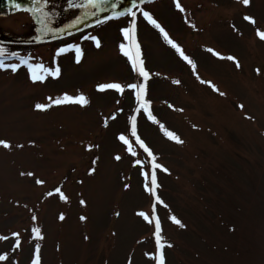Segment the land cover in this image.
<instances>
[{
    "label": "rangeland",
    "instance_id": "1",
    "mask_svg": "<svg viewBox=\"0 0 264 264\" xmlns=\"http://www.w3.org/2000/svg\"><path fill=\"white\" fill-rule=\"evenodd\" d=\"M65 1L61 21L76 12L70 7L76 0ZM178 2L183 12L173 0L130 10L145 69L155 74L147 100L156 125L135 113L132 93L96 91L103 84L127 88L142 82L119 52L120 44H127L121 33L131 27L130 16L45 44L0 42L3 54L29 56L34 67L60 68L59 79L49 77L43 84H32L27 68L17 61L4 63L17 65V73L0 71V141L12 145L0 148V236L7 237L0 240V256L8 257L0 264H32L37 245L40 264H156L150 259L156 255L154 228L136 216L138 211L152 215L154 201L144 193L141 175L150 173L151 161L134 138L130 143L136 156H129L116 139L129 136L132 116L137 117L138 136L167 170H156V194L162 201L156 216L163 242L173 245L164 249L166 264H264V41L256 35L264 32V0H250L247 8L242 0ZM62 7H55L61 15ZM145 11L195 63V74L143 19ZM30 28L27 14L0 17V32L12 38H27ZM85 35L98 38L101 47L96 49ZM70 46L82 49L79 65L74 53L55 56ZM205 49L234 57L240 68ZM207 82L224 95L212 92ZM65 94L84 95L90 103L86 108L34 110L48 104L49 97ZM160 124L183 143L166 138ZM117 155L119 163L113 159ZM137 162L145 167H133ZM93 166L95 174L89 176ZM21 172L33 176L21 177ZM56 188L67 196V204L55 195L45 198ZM172 217L180 224H173ZM33 227L41 229L44 240L32 239ZM14 233L20 234V249L14 247Z\"/></svg>",
    "mask_w": 264,
    "mask_h": 264
},
{
    "label": "snow or ice",
    "instance_id": "2",
    "mask_svg": "<svg viewBox=\"0 0 264 264\" xmlns=\"http://www.w3.org/2000/svg\"><path fill=\"white\" fill-rule=\"evenodd\" d=\"M7 2H9L11 4V7L15 8L17 11H23V12H29V9L27 8H22L19 4L15 3L14 0H7ZM88 5H90L91 7L95 8L97 6V3H101V4H107L109 2V0H87ZM122 0H116V3L119 4L121 3ZM155 0H148V3H154ZM237 3H240L241 0H236ZM35 4H40L41 0H34ZM242 3L244 5V7H249L250 6V0H242ZM173 4L176 6V9L180 12H183V8L180 6L178 0H173ZM46 6V5H45ZM71 6H75L77 8L80 7L79 4H75ZM35 11V10H33ZM122 15H128L131 17L133 23L131 25L130 28L128 29H124L122 30V36L124 37L125 41L127 42V44H120L119 46V52L120 55H122L123 57L126 58L127 62L129 63L130 67H131V71L137 76L139 77L142 82L141 83H132L130 85L127 86V88H125L124 86H122L119 83H109V84H103L100 85L96 88V91L98 93H105L108 91H112L115 92L121 96L124 95L125 91H128L130 93L133 94L134 97V101H135V113L137 114H142L144 117L147 118V120L152 123L153 125L158 124L159 122L157 121V119L153 116L152 110H151V103L147 100V96H148V82L150 81V79L152 78V74L150 75L148 71H146L145 66H144V60L142 57V52H141V48L140 45L136 39V16L134 13H132L131 11L127 12V13H121ZM119 16H114V17H110V19H118ZM143 19L153 28L155 29L157 32H159L160 36L163 38V41L171 48L175 51V53L179 56L180 60H182L185 64H187L191 70L193 71V73H196V65L195 63L188 57L185 55L184 51L182 50L181 47H179L176 43L173 42L172 39H170L169 35L167 34V32L161 27V25L155 20L153 19V17L148 13V12H143ZM243 19L250 25L255 26V20L245 16L243 17ZM189 27H192L195 30V26L189 24ZM256 35L259 37V39L261 41H264V32H257ZM84 40H89L91 39L92 43L94 44V46L96 47V49H99L101 47V43L99 41L98 38L96 37H89L87 35H85L83 37ZM206 52H210L211 55L213 57H215L218 60H228L231 61L237 69L240 68V64L239 62L232 56H222L219 55L217 52H215L212 49H205ZM66 53H74V63L76 65H79L82 61L83 58V52L82 49L80 47H76V46H70V47H66V48H60L56 53L55 56L56 57H60L62 55H65ZM3 55V49H0V56ZM16 59H19V57H15ZM21 65H23L24 67L27 68L28 71V79L31 81L32 84H43L45 83L47 78H51L53 80L59 79L60 78V68L56 67L54 70H49V69H45L42 65L41 66H37L34 67L32 64H30L27 60H22L21 61ZM11 71V73L15 74L19 71V67L15 64L11 65L10 68L9 67H5V64L2 60H0V71ZM257 74H259V71L257 72ZM196 79L201 83V84H205L206 82L204 80H201L200 77L197 75ZM173 84L178 85L179 81H172ZM207 87L210 88L212 90V92L217 93L221 96L224 95V93L219 92V90L210 82H207ZM48 104L46 105H41V104H37L34 108L35 111L37 112H47L50 108L52 107H64V106H78L79 108H86L89 105V100L87 97H85L84 95H78V96H69L67 94L58 97L56 99H52L51 97L48 98ZM169 107H171V105H169ZM241 109L243 108V106H239ZM174 111L176 109H173ZM116 115L111 116L112 120H116ZM250 119V117H249ZM129 136H125L123 134L119 135L116 137V139L119 141L120 144L124 145L127 153L129 156H136V152L133 151L132 149V144L130 143V139L134 138L135 139V143L139 146L140 149L143 150V153H145L147 155V158L151 161V171L150 173L148 172H141V175L144 178V186H143V191L144 193L150 198L151 201H154V203L152 204L151 207V212L152 215L149 216L148 214H146L143 211H138L136 213V216L139 217L145 224H147L148 226L154 228L153 231V239L155 241V251H156V255L153 257H150V259L156 261V264H166L165 261V256H164V249L165 248H172L173 245L172 244H166L163 242L162 240V228H161V224L159 221V218L156 216V205H162V201L157 197L156 194V190L159 187L158 183H157V175H156V170L159 169L161 172H166L167 170L164 169L162 166H160L159 164L156 163V157L153 155V153L151 152V150L145 145V143L140 139V137L138 136L137 133V117L136 116H132L129 120ZM105 128L108 127L107 121H105L104 125ZM160 130L163 132L164 136L166 138H168L171 141H174L176 144H182L183 141H181L177 136H175L173 133L166 131L164 129V126L162 124L159 125ZM18 147L23 148L24 145H19ZM0 148L3 149H11L12 145L4 142V141H0ZM87 151H92L91 148H88ZM113 159L119 163L122 159L121 156L117 155L115 157H113ZM133 167H139V168H144L145 165L141 164L139 162H137L136 164H133ZM89 176H92L95 174V167L93 166L89 172L87 173ZM21 177H24L25 175H27L28 177H32L33 173L29 172V173H20ZM80 183H83L82 181H79ZM36 185L43 187V182L41 180H36L35 181ZM125 191L128 190V187L126 186ZM58 196L60 201L67 204L68 198L67 196L61 191L60 188H56L54 192H49L47 194V196L45 197L46 199L52 196ZM80 204L82 207L86 206L85 202L83 200L80 201ZM117 217L119 216V213L116 214ZM61 222H63L65 220V216L64 215H60L58 218ZM81 221H85L86 217H80ZM37 222V217L36 216H32V223L33 225H35ZM171 222L173 224L179 225L180 222L175 219L174 217L171 218ZM182 227V225H180ZM31 235H32V239L35 241H42L44 240V236L41 234V229L39 227H33L31 230ZM113 235H115V233H113ZM7 239V237H2L0 236V240H5ZM12 239L15 241V245L14 247L16 249H20L21 247V241H20V234L19 233H14L12 236ZM85 240H87V237H85ZM40 247L39 245H37L35 247V252H34V259L32 261V264H40ZM8 257L7 256H0V262L3 261H7Z\"/></svg>",
    "mask_w": 264,
    "mask_h": 264
},
{
    "label": "water",
    "instance_id": "3",
    "mask_svg": "<svg viewBox=\"0 0 264 264\" xmlns=\"http://www.w3.org/2000/svg\"><path fill=\"white\" fill-rule=\"evenodd\" d=\"M144 1L146 2L148 0H122L119 4L116 3V0H109L107 4H101L98 2L97 6L93 8L88 5L87 0H78L80 7L76 15L68 23L55 28L48 27L44 21L42 0L40 4H35L34 0H14V2L19 4L22 8L29 9V12L27 13L17 11L15 8L11 7V4L7 2V0H0V17H6L15 13L28 14L36 33V36L29 42L39 43L52 40L55 41L70 36L105 20L107 17L118 16L121 13H125L132 7H135ZM11 42L15 41L11 40Z\"/></svg>",
    "mask_w": 264,
    "mask_h": 264
},
{
    "label": "flooded vegetation",
    "instance_id": "4",
    "mask_svg": "<svg viewBox=\"0 0 264 264\" xmlns=\"http://www.w3.org/2000/svg\"><path fill=\"white\" fill-rule=\"evenodd\" d=\"M43 4H44V8H45V20L48 23L49 26L52 25H60L62 23H64V21H61V18L63 17V14H66V11L64 10V1L63 0H43ZM46 5V6H45ZM57 5H62V15L60 14V12H58L57 10H55V7ZM32 34H30L27 38L24 39H28L31 38V36L33 35V29L32 27L30 28ZM3 38H11L10 35L4 33V32H0V40H3Z\"/></svg>",
    "mask_w": 264,
    "mask_h": 264
}]
</instances>
